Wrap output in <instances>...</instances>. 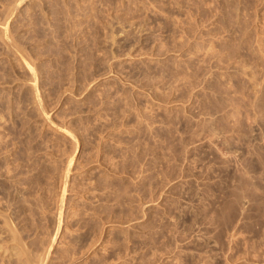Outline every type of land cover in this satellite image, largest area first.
I'll return each instance as SVG.
<instances>
[{"label": "rangeland", "instance_id": "1", "mask_svg": "<svg viewBox=\"0 0 264 264\" xmlns=\"http://www.w3.org/2000/svg\"><path fill=\"white\" fill-rule=\"evenodd\" d=\"M0 207V264H264V0H0Z\"/></svg>", "mask_w": 264, "mask_h": 264}, {"label": "bare ground", "instance_id": "2", "mask_svg": "<svg viewBox=\"0 0 264 264\" xmlns=\"http://www.w3.org/2000/svg\"><path fill=\"white\" fill-rule=\"evenodd\" d=\"M12 10V9H11ZM7 19V18H6ZM3 21H5V20H3ZM4 25V24H3ZM6 27H7V25H6ZM6 33V32H5ZM18 54V53H17ZM22 55V54H21ZM26 58V57H25ZM27 63V62H26ZM25 63V64H26ZM29 66V65H28ZM29 69H30V71L32 70L31 69V67L29 66ZM33 71V70H32ZM31 71V72H32ZM36 78V77H35ZM32 82V81H31ZM35 82V81H34ZM37 95V94H36ZM38 100V99H37ZM40 100V99H39ZM41 106V105H40ZM68 131V130H67ZM23 133V132H22ZM22 138V137H21ZM67 170V169H66ZM117 172V171H116ZM68 179V178H67ZM61 183V182H60ZM17 184V183H16ZM84 184V183H83ZM66 187V186H65ZM24 188V187H23ZM26 188V187H25ZM64 190H65V188H64ZM66 193V192H65ZM50 194V193H49ZM65 195V194H64ZM64 198V197H63ZM63 201V200H62ZM61 202V201H60ZM56 204V203H55ZM62 204V203H61ZM38 207V206H37ZM1 208V207H0ZM62 208V207H61ZM59 210V209H58ZM60 213H62V212H60ZM63 214V213H62ZM61 216V215H60ZM6 218V217H5ZM69 220V219H68ZM99 220V219H98ZM7 221V220H6ZM12 221V220H11ZM10 222V221H9ZM13 222V221H12ZM60 222H61V220H60ZM49 223V222H48ZM8 224V223H7ZM60 225H61V223H60ZM60 225H59V228H60ZM5 226V225H4ZM13 226V225H12ZM69 226V225H68ZM9 227V226H8ZM14 228V227H13ZM73 228V227H72ZM16 230H17V228H15ZM15 230V231H16ZM13 231V230H12ZM11 231V232H12ZM69 231V230H68ZM13 233V232H12ZM19 233V232H18ZM66 235V234H65ZM16 236V235H15ZM18 237V236H17ZM63 237V236H62ZM22 239V238H21ZM12 240V239H11ZM23 240V239H22ZM14 241V240H13ZM2 243V242H1ZM22 244V243H21ZM49 245V244H48ZM2 246V245H1ZM46 247V246H45ZM22 249V248H21ZM8 250V249H7ZM21 251H23V249L21 250ZM29 251V250H28ZM31 252V251H30ZM19 253V252H18ZM22 254V253H21ZM25 254V253H24ZM59 254V253H58ZM34 255H36V254H34ZM19 256V255H18ZM14 257V256H13ZM12 257V258H13ZM25 257V256H24ZM38 257V256H37ZM44 258V257H43ZM83 259V258H82ZM32 264V263H31Z\"/></svg>", "mask_w": 264, "mask_h": 264}]
</instances>
